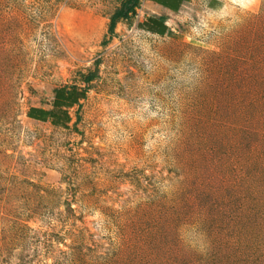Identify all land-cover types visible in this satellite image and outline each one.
<instances>
[{"label":"rangeland","instance_id":"1","mask_svg":"<svg viewBox=\"0 0 264 264\" xmlns=\"http://www.w3.org/2000/svg\"><path fill=\"white\" fill-rule=\"evenodd\" d=\"M124 1L0 0V264H264V0Z\"/></svg>","mask_w":264,"mask_h":264},{"label":"crops","instance_id":"2","mask_svg":"<svg viewBox=\"0 0 264 264\" xmlns=\"http://www.w3.org/2000/svg\"><path fill=\"white\" fill-rule=\"evenodd\" d=\"M194 0H143L142 5L139 3L138 7L146 8L147 14L139 24L147 23L151 19H156L159 21L160 18L164 19L163 26H161L164 35L169 31L167 27L168 17L179 13L186 5L190 4ZM207 8L214 10L220 8V0H206ZM138 24V25H139ZM148 33V32H147ZM156 35V34H153ZM163 35V36H164ZM158 36V35H157ZM68 94L71 95L70 100H63L54 93L50 104L47 107L43 106H32L28 108L26 112L27 120L36 123H49L56 127H64L68 125L71 120L70 110L75 107L79 108V104L82 100L79 94L80 90L71 91V89H66ZM67 94L65 93V96Z\"/></svg>","mask_w":264,"mask_h":264},{"label":"trees","instance_id":"3","mask_svg":"<svg viewBox=\"0 0 264 264\" xmlns=\"http://www.w3.org/2000/svg\"><path fill=\"white\" fill-rule=\"evenodd\" d=\"M154 1V0H152ZM139 5V0H125L121 7L116 10L113 15L110 18L109 21V25H108V29L107 32L110 36H112L114 34V30L116 27V24L119 20H126L129 15H131L132 13H134L135 9L138 7ZM164 23V19L160 18L159 21H156V19H151L149 21H147V23H142L138 25V28H140L141 30L151 33V34H156L158 36H163V30L161 28V26H163ZM99 61L95 62V69L94 71H91L87 74L86 77H84V84H89L91 83L93 80L96 79L97 75H98V63ZM76 89L73 88L71 89V91H75ZM65 93L67 94L65 96ZM55 94L57 95V97L63 99V100H70L71 95L68 94V91L66 90V88H60L58 90L55 91ZM79 94L81 95V97H84V91H80Z\"/></svg>","mask_w":264,"mask_h":264},{"label":"built area","instance_id":"4","mask_svg":"<svg viewBox=\"0 0 264 264\" xmlns=\"http://www.w3.org/2000/svg\"><path fill=\"white\" fill-rule=\"evenodd\" d=\"M139 1H141V0H139Z\"/></svg>","mask_w":264,"mask_h":264}]
</instances>
